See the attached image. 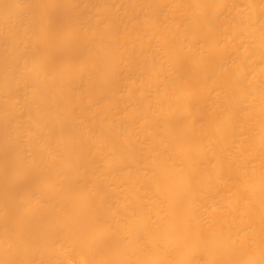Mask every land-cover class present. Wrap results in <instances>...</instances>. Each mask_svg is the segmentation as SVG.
Wrapping results in <instances>:
<instances>
[{
    "label": "bare ground",
    "instance_id": "1",
    "mask_svg": "<svg viewBox=\"0 0 264 264\" xmlns=\"http://www.w3.org/2000/svg\"><path fill=\"white\" fill-rule=\"evenodd\" d=\"M0 208L44 257L264 264V0H0Z\"/></svg>",
    "mask_w": 264,
    "mask_h": 264
},
{
    "label": "rangeland",
    "instance_id": "2",
    "mask_svg": "<svg viewBox=\"0 0 264 264\" xmlns=\"http://www.w3.org/2000/svg\"><path fill=\"white\" fill-rule=\"evenodd\" d=\"M30 216L34 214L27 208H0V264H82L84 262L68 253L67 249L44 257L42 228L38 223L30 220ZM123 220L124 223L134 221L128 214L123 215ZM96 232L100 233L99 228H96ZM95 239L96 236L89 241L93 242ZM117 253L119 252H116L115 246L106 256L96 252L94 261L89 264H106Z\"/></svg>",
    "mask_w": 264,
    "mask_h": 264
}]
</instances>
